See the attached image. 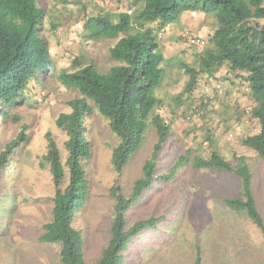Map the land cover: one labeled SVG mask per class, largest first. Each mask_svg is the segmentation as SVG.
<instances>
[{"label": "rangeland", "instance_id": "1", "mask_svg": "<svg viewBox=\"0 0 264 264\" xmlns=\"http://www.w3.org/2000/svg\"><path fill=\"white\" fill-rule=\"evenodd\" d=\"M67 1L37 0L46 13L42 34L49 41L51 67L27 83L24 98L6 108L8 117L2 122L0 151L21 130L26 140L10 156L0 176V264H59L57 246L37 242L42 225L51 217L54 194L49 166L42 160L47 145L44 135L51 133L64 164L66 135L54 120L59 113L68 112L66 102L78 96L61 84L58 73L70 69L74 58L83 64L92 60L101 72L113 65L108 49L116 39L83 37L82 18L91 12L127 10L131 0ZM214 18L213 13L184 11L159 33V50L168 62L163 64L165 78L157 95L165 99L162 113L171 128L157 154L154 175L167 174L180 156L183 162L171 180H154L126 212L127 226L150 216L161 220L132 238L123 251L122 264H193L196 246L204 264H264L261 232L222 203L223 198L239 195V179L230 172L192 167V157L206 148L217 150L232 164L243 156L251 169L252 191L264 222V159L241 144L242 137L256 128L242 112L244 105L253 104L251 97L245 88L222 80L226 66L201 78L191 93H185L187 76L175 62L197 67L195 55L207 47L208 35L217 26ZM258 22L264 23V19ZM182 32L199 36L206 44L189 46L179 37ZM200 102L205 103L203 116L186 119L191 105ZM146 130L140 147L117 176L110 156L118 139L95 109L84 119L91 149L84 164L88 188L73 226L83 237L85 264H97L109 239L114 204L111 186L117 179L123 194L128 195L152 153L157 137L151 126Z\"/></svg>", "mask_w": 264, "mask_h": 264}, {"label": "trees", "instance_id": "2", "mask_svg": "<svg viewBox=\"0 0 264 264\" xmlns=\"http://www.w3.org/2000/svg\"><path fill=\"white\" fill-rule=\"evenodd\" d=\"M184 11L213 13L217 26L208 35L207 47L195 55L197 67L175 60L187 76L183 91L191 93L201 78H209L226 66L222 80L245 88L253 101L251 106L244 105L242 112L256 128L242 137L241 144L264 159V23L258 22L264 19V0H131L127 10L86 14L81 24L83 37L92 41L117 40L108 49L114 64L105 72L99 71L92 60L83 64L74 58L70 69L58 73L61 84L78 96L66 102L69 112L59 113L54 121L66 135L64 164L51 133L44 135L47 145L42 160L49 166L54 194L51 217L42 225L37 242L57 246L59 264H85L83 237L73 220L86 200L84 164L91 149L84 134V119L94 109L118 139L110 156L117 176L140 147L146 129L154 128L157 137L130 193L123 194L117 179L110 188L109 195L114 199L110 236L97 264H122L123 251L132 238L144 229L154 228L161 220L150 216L127 226L125 216L154 180L168 182L183 162L180 156L167 174L154 175L157 154L171 128L162 113L165 99L157 95L165 78L163 64L168 62L159 50L158 36ZM44 19L45 10L37 0H0V131L8 117L6 108L23 99L27 83L51 67L49 41L42 34ZM204 104H192L191 113L186 114L191 117L188 120L203 116ZM25 140L21 130L4 145L0 151V176L10 156ZM236 160L238 164H232L217 150L206 148L191 162L193 169L222 170L239 179V195L223 198L222 203L248 219L264 237V222L252 191L251 169L243 156ZM193 264H204L199 246L195 247Z\"/></svg>", "mask_w": 264, "mask_h": 264}, {"label": "built area", "instance_id": "3", "mask_svg": "<svg viewBox=\"0 0 264 264\" xmlns=\"http://www.w3.org/2000/svg\"><path fill=\"white\" fill-rule=\"evenodd\" d=\"M181 37L183 40H185L188 43H192V44H196V45H203L204 44V41L201 38H199L195 35H192V34L182 33ZM186 118L189 119L191 117L188 115V116H186Z\"/></svg>", "mask_w": 264, "mask_h": 264}, {"label": "clouds", "instance_id": "4", "mask_svg": "<svg viewBox=\"0 0 264 264\" xmlns=\"http://www.w3.org/2000/svg\"><path fill=\"white\" fill-rule=\"evenodd\" d=\"M45 15H46V13H45ZM182 33H188V34H192V33H190V32H182ZM181 33V34H182ZM181 34H180V38L182 39V37H181ZM193 35V34H192ZM197 37H199V36H197ZM200 38V37H199ZM160 39V38H159ZM158 39V40H159ZM117 40V39H116ZM203 40V39H202ZM204 41V40H203ZM116 42V41H115ZM189 44H191V45H189V46H204L205 44H206V41H204V44L203 45H196V44H192V43H189ZM50 51V50H49ZM67 105V104H66ZM69 112V111H68ZM57 117V116H56ZM55 121V120H54Z\"/></svg>", "mask_w": 264, "mask_h": 264}]
</instances>
